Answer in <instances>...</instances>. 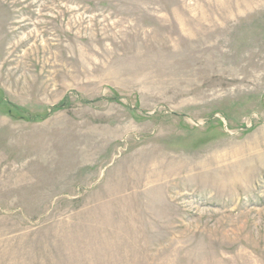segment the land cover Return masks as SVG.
<instances>
[{"label": "rangeland", "instance_id": "1", "mask_svg": "<svg viewBox=\"0 0 264 264\" xmlns=\"http://www.w3.org/2000/svg\"><path fill=\"white\" fill-rule=\"evenodd\" d=\"M0 264H264V0H0Z\"/></svg>", "mask_w": 264, "mask_h": 264}]
</instances>
